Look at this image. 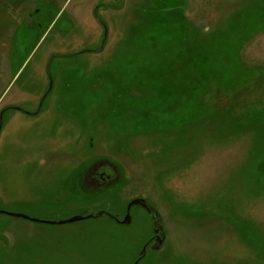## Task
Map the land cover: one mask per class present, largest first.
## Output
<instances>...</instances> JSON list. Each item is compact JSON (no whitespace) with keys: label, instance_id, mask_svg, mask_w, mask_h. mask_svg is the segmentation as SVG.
I'll return each instance as SVG.
<instances>
[{"label":"rangeland","instance_id":"1","mask_svg":"<svg viewBox=\"0 0 264 264\" xmlns=\"http://www.w3.org/2000/svg\"><path fill=\"white\" fill-rule=\"evenodd\" d=\"M33 2L0 0V211L143 200L165 238L137 205L0 214V264H264V0H115L75 55L98 0Z\"/></svg>","mask_w":264,"mask_h":264},{"label":"flooded vegetation","instance_id":"2","mask_svg":"<svg viewBox=\"0 0 264 264\" xmlns=\"http://www.w3.org/2000/svg\"><path fill=\"white\" fill-rule=\"evenodd\" d=\"M20 1V0H19ZM22 2H25V0H21ZM38 1H40V5H35L36 7L32 9V11H30V13L36 11L35 13H38L40 10L43 9V11H48V9L50 10L51 8H53L54 6H56L57 4H60L61 0H34V4H36ZM115 0H113V2H110V1H102L101 0H98V4L94 5L91 9V14H92V17H93V20L94 22H96V24L101 27V31H102V36H101V39L99 41V47L96 48V49H87L85 48L84 49H80L78 52H73L72 55H75V54H79V53H82V52H85V53H102V50H103V46H107L106 45V42H107V32H108V23H110L109 21L106 22V20L104 19V16L102 17V15H100V12L101 13H105L107 11H110V10H113L115 9L117 6H115L114 4H116V2H114ZM28 2V1H26ZM117 2H121V0H117ZM55 4V5H54ZM32 4L29 6L31 7ZM28 7V8H29ZM29 11V10H28ZM28 14V17L26 21H28L29 24H31L32 22V15L31 14ZM16 20V18H14ZM20 23H22L23 21L25 20H21L20 21V18H18ZM63 33H61V37L63 36L62 35ZM61 43L63 44L64 43V40H60ZM67 58H65L64 60H66ZM50 67L47 68L44 70L45 71V74L48 75V83H47V88L45 90V92H50L52 90V87H53V84H54V81H53V78L54 76H52V73L50 71ZM51 78H52V81H51ZM50 86V87H49ZM39 104V103H38ZM98 168H96L97 170ZM97 173L96 175L92 176L93 179L97 178V181H95L94 183H87V185L89 186H97L100 182V180H105V181H113V180H110L108 179L104 173H100L98 172V170L95 172ZM98 176V177H97ZM85 182V181H84ZM149 215L152 216V219H153V222H152V228L154 230V236L150 238V242L149 243H146L145 244V248H147L151 242L155 243L154 240L156 241L157 240V243L155 245V247L158 248L159 244L164 240V236H162V232H163V229H162V226H161V221L158 220V217L155 213H152L150 210L149 212H147ZM126 214V209H125V212H124V215L122 217H116L119 221H121L123 219V217L125 216ZM109 219V218H108ZM112 220L114 223L118 224L117 222L114 221V219H110Z\"/></svg>","mask_w":264,"mask_h":264},{"label":"water","instance_id":"3","mask_svg":"<svg viewBox=\"0 0 264 264\" xmlns=\"http://www.w3.org/2000/svg\"><path fill=\"white\" fill-rule=\"evenodd\" d=\"M0 126H1V115H0ZM134 205L140 206L143 209H145L147 212H149V206L143 200H133L127 205L126 214H125V216L123 217V219L121 221H119L115 216L110 215L106 211H100V212L96 213L94 216H86V217L74 216V217L69 218L67 220L56 221V222L32 220V219H29L26 216L10 214V213H6V212H3V211H0V214H4L6 216L14 217V218H21L23 220H28V221H31V222H34V223L47 224V225L71 224V223L82 221L84 219H91L93 217H96V218H98V217H107L109 219H114V221L117 222L120 225H125V224H129L130 221H131V217L129 215V210ZM162 236H163V232H162ZM140 257L137 259V261L140 260Z\"/></svg>","mask_w":264,"mask_h":264},{"label":"trees","instance_id":"4","mask_svg":"<svg viewBox=\"0 0 264 264\" xmlns=\"http://www.w3.org/2000/svg\"><path fill=\"white\" fill-rule=\"evenodd\" d=\"M262 3H264V2H262ZM214 72V71H213ZM48 93L49 92H44L43 93V95H42V98L40 99V102H39V104H38V107H37V110L32 114V116L34 115V116H36L37 114H38V112L40 111V109H41V106H42V102H43V100L45 99V97L48 95ZM11 110H19L18 108H15V107H12V108H10Z\"/></svg>","mask_w":264,"mask_h":264},{"label":"crops","instance_id":"5","mask_svg":"<svg viewBox=\"0 0 264 264\" xmlns=\"http://www.w3.org/2000/svg\"><path fill=\"white\" fill-rule=\"evenodd\" d=\"M70 75V74H69ZM71 76V75H70ZM77 79H79V76L77 77ZM69 80V79H68ZM78 81V80H77ZM239 105V104H238Z\"/></svg>","mask_w":264,"mask_h":264}]
</instances>
